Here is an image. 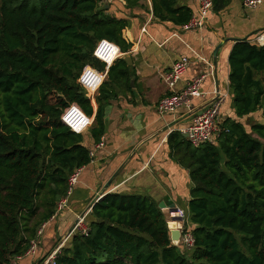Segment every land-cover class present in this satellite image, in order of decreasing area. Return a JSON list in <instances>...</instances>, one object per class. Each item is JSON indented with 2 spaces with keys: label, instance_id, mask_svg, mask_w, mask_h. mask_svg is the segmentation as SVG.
<instances>
[{
  "label": "trees",
  "instance_id": "16d2710c",
  "mask_svg": "<svg viewBox=\"0 0 264 264\" xmlns=\"http://www.w3.org/2000/svg\"><path fill=\"white\" fill-rule=\"evenodd\" d=\"M101 1L0 0V264L25 256L56 215L71 174L91 162L83 134L62 113L76 103L93 115L78 79L87 65L105 69L94 56L100 40L122 52L133 46L123 35L130 20L108 13ZM124 1L130 9L142 5ZM152 11L177 26L193 14L177 0H152ZM229 66L234 116L222 121L217 143L195 146L179 131L168 137L193 182L185 228L191 226L194 246L172 243L166 214L152 196L108 192L86 216L89 233L69 237L56 264H264V122L248 130L240 120L264 114V44L238 40ZM135 73L124 58L110 67L90 128L94 143L106 133L116 87L130 88Z\"/></svg>",
  "mask_w": 264,
  "mask_h": 264
},
{
  "label": "crops",
  "instance_id": "0c3cea01",
  "mask_svg": "<svg viewBox=\"0 0 264 264\" xmlns=\"http://www.w3.org/2000/svg\"><path fill=\"white\" fill-rule=\"evenodd\" d=\"M108 1L111 3L105 5L108 13L130 20L123 35L133 46L127 52L121 51L119 58L131 56L132 64L128 65L136 72L131 87H116L117 95L105 111L106 133L99 143H94L91 137L92 126L82 133L84 143L95 152L94 161L83 166L67 207L41 228L36 253L17 257L12 264H36L46 252L63 242L77 215L90 211L108 192L147 194L158 202L167 199L168 204L175 203L187 211L193 187L190 170L173 155L168 137L171 132L182 133V129L190 126L196 112L185 107L165 114L158 112L159 100L170 93L163 73L176 60L189 57L192 63L177 84V89L182 90L193 77L209 70L197 54L212 62L219 89L228 93L220 113L224 120L234 116L229 86L231 50L241 39L264 40V0L256 8L246 7V0H216L207 22L199 30L161 21L153 14L152 0H141L142 5L132 9L125 6L124 0ZM177 2L190 7L193 13L198 10V0ZM110 67L101 70L87 65L86 69L92 72L78 80L87 89L93 106L90 116L94 120L99 88L108 79ZM213 88L214 79L207 76L202 84L205 95L193 100L198 109L211 101Z\"/></svg>",
  "mask_w": 264,
  "mask_h": 264
},
{
  "label": "built area",
  "instance_id": "2783aa9c",
  "mask_svg": "<svg viewBox=\"0 0 264 264\" xmlns=\"http://www.w3.org/2000/svg\"><path fill=\"white\" fill-rule=\"evenodd\" d=\"M198 1V10L192 14L190 21L183 25L184 29L199 30L207 22L208 14L214 6V0ZM262 2L263 0H246L245 6L248 8H256ZM256 40L259 44H264L263 38L260 37ZM121 54L122 53L120 47L116 43L108 39L100 40L94 50V56H96L100 61L104 62L106 68L112 66L115 61L121 56ZM197 56L201 62L209 67V70L206 73L193 77L190 81L187 82L185 88H183L182 90H178L177 84L181 80L183 74L186 72L192 61L189 57H183L179 60H176L169 68V70L164 72L162 76L163 81L165 82L170 93L162 97L157 104V110L160 114L174 112L180 107H185L190 112H196L192 124L187 128L181 130L184 135H187V139L195 146H199L203 143L208 142L217 143L221 131L220 125L223 121L220 114L221 108L228 96L227 92H222L219 89L214 64L199 54H197ZM89 71L90 69L87 70L85 66L80 75V78ZM207 76H212V78L214 79V88L210 92L212 98L208 104L198 109L196 105H194L193 100L196 98H202L205 95V92L202 90V84ZM83 81L85 82L84 78ZM91 84H93V87H95L96 83L94 84V82H92ZM61 120L67 126H69L72 131L76 133H84L94 123V118L88 115L76 103H72L64 109ZM90 156L91 162H93L95 157V152L93 150L90 151ZM82 169L83 167L75 169L69 177L67 195L63 197L58 203L57 213L61 212L67 207L69 197L72 195L74 187L79 181ZM163 211H167V220H173L177 217L182 218V221L177 220V227H179L181 230V237L178 245H183L185 248L191 249L194 246L195 238L191 231V227L188 226L187 228H185L187 221L186 211L179 207H177L176 211H172L169 208H166ZM88 212L89 211H86L82 214L77 215L75 223L65 236L63 242L50 253V255L42 264H56L57 254L60 253L61 248L64 246L69 237L78 233L85 235L89 233V226L86 221ZM42 231L43 230L40 229L39 234H41ZM37 248L38 239H34L31 241V246L25 255L35 254ZM21 257L22 256H19L18 258Z\"/></svg>",
  "mask_w": 264,
  "mask_h": 264
},
{
  "label": "water",
  "instance_id": "95a60500",
  "mask_svg": "<svg viewBox=\"0 0 264 264\" xmlns=\"http://www.w3.org/2000/svg\"><path fill=\"white\" fill-rule=\"evenodd\" d=\"M124 59L128 62L129 65L132 64L131 56L126 55ZM187 137V135H186ZM171 207L173 210H177V205L175 203H171L170 205H167L165 201H160L159 202V207L163 209L164 207ZM177 220L182 221L181 217H177L176 219L169 220L168 221V228L171 233V240L174 245H178L180 242V237H181V230L179 227H177Z\"/></svg>",
  "mask_w": 264,
  "mask_h": 264
},
{
  "label": "rangeland",
  "instance_id": "374dc122",
  "mask_svg": "<svg viewBox=\"0 0 264 264\" xmlns=\"http://www.w3.org/2000/svg\"><path fill=\"white\" fill-rule=\"evenodd\" d=\"M111 4L108 0H102L101 1V6L103 7L106 4ZM261 76L264 78V72L261 73ZM227 100V99H226ZM240 120H242V122L245 124V126L247 127L248 130L251 129V125L254 122H264V114L262 113V110H258L256 112H254L253 114L249 115V116H245L243 118H241ZM167 199H165L166 201ZM169 203V200L166 201V204ZM170 205V204H168ZM164 210V209H163ZM165 212V211H164ZM166 214V218L168 216L167 212H165ZM169 221V220H168ZM189 225V224H188ZM191 227V226H190Z\"/></svg>",
  "mask_w": 264,
  "mask_h": 264
},
{
  "label": "bare ground",
  "instance_id": "6f19581e",
  "mask_svg": "<svg viewBox=\"0 0 264 264\" xmlns=\"http://www.w3.org/2000/svg\"><path fill=\"white\" fill-rule=\"evenodd\" d=\"M170 210H172V211H176V210H173V209H171V208H169ZM167 212V211H166ZM177 226H178V223H177Z\"/></svg>",
  "mask_w": 264,
  "mask_h": 264
}]
</instances>
